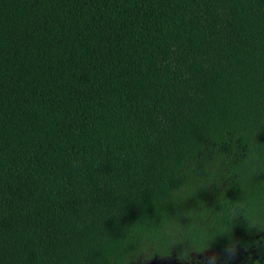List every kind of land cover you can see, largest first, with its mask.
<instances>
[{"label":"trees","instance_id":"obj_1","mask_svg":"<svg viewBox=\"0 0 264 264\" xmlns=\"http://www.w3.org/2000/svg\"><path fill=\"white\" fill-rule=\"evenodd\" d=\"M264 264V0H0V264Z\"/></svg>","mask_w":264,"mask_h":264},{"label":"rangeland","instance_id":"obj_2","mask_svg":"<svg viewBox=\"0 0 264 264\" xmlns=\"http://www.w3.org/2000/svg\"><path fill=\"white\" fill-rule=\"evenodd\" d=\"M241 254L238 252L223 253L220 251L209 250L187 256L188 260H169L168 264H239L242 261ZM146 264H161L158 260H146Z\"/></svg>","mask_w":264,"mask_h":264}]
</instances>
